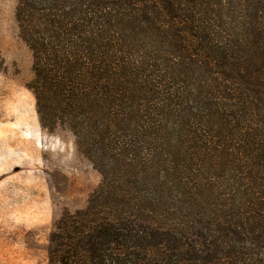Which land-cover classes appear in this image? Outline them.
I'll return each mask as SVG.
<instances>
[{"label":"trees","instance_id":"obj_1","mask_svg":"<svg viewBox=\"0 0 264 264\" xmlns=\"http://www.w3.org/2000/svg\"><path fill=\"white\" fill-rule=\"evenodd\" d=\"M42 129L101 180L49 264H264V0H16Z\"/></svg>","mask_w":264,"mask_h":264},{"label":"rangeland","instance_id":"obj_2","mask_svg":"<svg viewBox=\"0 0 264 264\" xmlns=\"http://www.w3.org/2000/svg\"><path fill=\"white\" fill-rule=\"evenodd\" d=\"M15 6L0 0V264H49L54 222L83 210L101 177L67 129L41 128Z\"/></svg>","mask_w":264,"mask_h":264}]
</instances>
